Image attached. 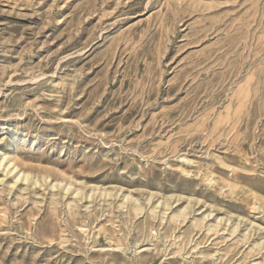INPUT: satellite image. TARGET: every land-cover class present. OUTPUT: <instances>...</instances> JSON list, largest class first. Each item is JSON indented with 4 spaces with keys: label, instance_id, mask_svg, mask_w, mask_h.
I'll return each instance as SVG.
<instances>
[{
    "label": "rangeland",
    "instance_id": "obj_1",
    "mask_svg": "<svg viewBox=\"0 0 264 264\" xmlns=\"http://www.w3.org/2000/svg\"><path fill=\"white\" fill-rule=\"evenodd\" d=\"M0 264H264V0H0Z\"/></svg>",
    "mask_w": 264,
    "mask_h": 264
},
{
    "label": "bare ground",
    "instance_id": "obj_2",
    "mask_svg": "<svg viewBox=\"0 0 264 264\" xmlns=\"http://www.w3.org/2000/svg\"><path fill=\"white\" fill-rule=\"evenodd\" d=\"M14 167H16V166H14ZM16 171H18V170H16ZM26 173V172H25ZM20 174V173H19ZM27 174V173H26ZM33 180V179H32Z\"/></svg>",
    "mask_w": 264,
    "mask_h": 264
}]
</instances>
